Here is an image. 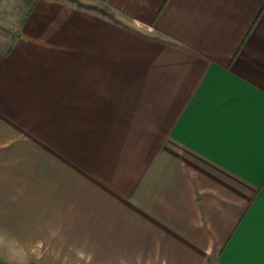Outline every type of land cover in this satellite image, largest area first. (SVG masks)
<instances>
[{
	"label": "crops",
	"instance_id": "1",
	"mask_svg": "<svg viewBox=\"0 0 264 264\" xmlns=\"http://www.w3.org/2000/svg\"><path fill=\"white\" fill-rule=\"evenodd\" d=\"M90 1L0 0V263L264 264V0Z\"/></svg>",
	"mask_w": 264,
	"mask_h": 264
},
{
	"label": "rangeland",
	"instance_id": "2",
	"mask_svg": "<svg viewBox=\"0 0 264 264\" xmlns=\"http://www.w3.org/2000/svg\"><path fill=\"white\" fill-rule=\"evenodd\" d=\"M65 1H68V2L74 3L75 5L83 6V7L84 6L89 7L90 5L93 4L90 0H65ZM2 28L3 29H0V32H3V33L6 32V30L8 28H10V33L11 34H14V32H15L14 25L8 26V27L7 26H3ZM0 264H2V263H0Z\"/></svg>",
	"mask_w": 264,
	"mask_h": 264
},
{
	"label": "trees",
	"instance_id": "3",
	"mask_svg": "<svg viewBox=\"0 0 264 264\" xmlns=\"http://www.w3.org/2000/svg\"><path fill=\"white\" fill-rule=\"evenodd\" d=\"M84 7H87V6H84ZM89 8L92 10L98 11L104 15H112V12L110 11V9L108 7H105L104 5L94 4V5H90Z\"/></svg>",
	"mask_w": 264,
	"mask_h": 264
},
{
	"label": "clouds",
	"instance_id": "4",
	"mask_svg": "<svg viewBox=\"0 0 264 264\" xmlns=\"http://www.w3.org/2000/svg\"><path fill=\"white\" fill-rule=\"evenodd\" d=\"M11 264H16V262H11Z\"/></svg>",
	"mask_w": 264,
	"mask_h": 264
}]
</instances>
